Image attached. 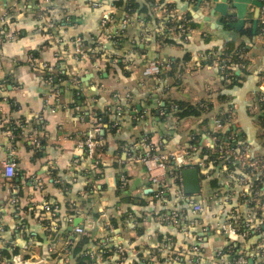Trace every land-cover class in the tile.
Returning a JSON list of instances; mask_svg holds the SVG:
<instances>
[{
	"label": "crops",
	"instance_id": "0c3cea01",
	"mask_svg": "<svg viewBox=\"0 0 264 264\" xmlns=\"http://www.w3.org/2000/svg\"><path fill=\"white\" fill-rule=\"evenodd\" d=\"M94 1L0 0L4 37L0 44V102L6 98L12 104L2 110L38 143L25 137L0 138V227L5 242L0 248L7 246L13 253L10 260L2 262L17 264L20 254L16 249L28 246V254L37 264H73L71 248L81 236L70 228L78 220L77 225L84 226L81 235L91 237L89 244L82 246L87 248L85 255L91 254L95 264L102 263L100 241L107 222L118 223L115 232L131 260L136 255L134 247L139 246L152 264H221L215 253L224 252L228 238L217 224L231 220L251 223L260 239L253 237L244 244L247 264H264V233L260 232L264 231V207L241 203L239 197L242 190L249 195L256 186L264 194V167L242 190L227 186L225 170L218 174V185L212 187L211 174L217 177L214 170L196 168L200 193L187 196L202 212L192 213L190 204L174 197L172 187L166 199L154 198L157 187L148 182L134 146L147 138L168 152L187 146L193 137H200L198 143L203 145L217 131L215 120L221 119L226 122L223 131L229 132L231 144L245 145L264 164V110L260 103L264 38L257 35L251 43L246 42V63L235 70L236 82L220 77L214 57L228 46L239 48V43L246 41L240 31L250 27L254 31V21L264 24V3L227 0V14L222 16L213 11V0H163L161 5L173 4L195 27L175 44L160 45L143 16H130L122 27L123 8L103 0L107 5L104 10L115 22L110 35L126 30L127 40L115 49L105 38L101 58L83 66L75 58L74 39L79 37L91 46L101 32L104 13L91 7ZM136 1L143 4L146 0ZM153 18L161 20L154 14ZM144 33L150 36L142 41ZM138 44L141 51H134ZM54 54L62 60L54 64L52 83L30 60L46 62ZM151 61L162 65L158 80L144 76ZM119 62L123 69L116 65ZM62 75L66 81H60ZM73 77L78 84L71 82ZM174 102L186 103L195 113L180 119L166 114L163 106L174 110ZM89 132L99 143L92 170L88 167L92 159L76 144ZM9 160L15 163L12 178L3 176V164ZM240 170L236 165L232 171ZM44 206L53 210L46 211ZM125 213L127 219L120 223ZM171 213H177L183 222H162L161 217ZM17 230L24 233L15 234ZM195 245L201 248V255L190 263L189 250ZM170 249L182 255L180 260L167 259ZM60 257L64 261H57Z\"/></svg>",
	"mask_w": 264,
	"mask_h": 264
},
{
	"label": "built area",
	"instance_id": "2783aa9c",
	"mask_svg": "<svg viewBox=\"0 0 264 264\" xmlns=\"http://www.w3.org/2000/svg\"><path fill=\"white\" fill-rule=\"evenodd\" d=\"M264 3V0H260ZM90 5L93 9L103 10L104 16L101 20V32L95 38L92 39V43L96 46H102L103 40L110 39V29L113 27L114 18L112 14L108 10H104L106 2L103 0H95L94 2H90ZM153 13L157 18L162 20L161 26L162 29L168 31L171 35H180L181 37H186L189 28L187 26L186 17L182 13H178V10L170 5V3H165L163 5L159 4V2L154 1L153 4ZM130 15L126 12H123V17L120 21V25L125 27L129 22ZM2 22L3 18L0 19V44L4 41V37L2 36ZM145 33L142 35V41L145 40ZM74 55L75 58L80 61V63L85 66L90 63V55L85 53L83 40L79 37L74 39ZM240 56L245 59V53H240ZM62 60V57L58 54H54L49 61L46 62H36V59L32 58L30 62L33 65H37V67L46 72L48 76V81L51 82L53 77L52 73L55 71L54 64L58 61ZM111 60H115V58H111ZM124 64H128L125 60H121ZM233 69L239 70L244 67L243 63L234 64ZM162 68V65L159 62L151 61L148 63L144 70V76L147 78H151L154 80L159 79V73ZM216 69L220 75V77L226 81L229 80V73L224 74L227 67L223 60H217ZM73 84H78V80L76 77L71 79ZM264 84V79H263ZM260 103L264 110V94L260 96ZM12 106L11 103L6 98H3L0 102V138L7 137L10 140H15L16 135L14 133L15 130L20 129V137H25L30 140V142L38 145L37 141L31 137L30 135L24 134L21 130V126L18 124H14L9 117L3 112L2 108ZM215 129L216 133H222L223 128L226 125V122L221 119L215 120ZM209 141L203 145L198 144H188L185 147L175 149L173 151L162 152L159 145L156 142L150 141V139L143 138L140 141H137L134 146L137 147L136 151L138 153L137 160L145 169L147 180L150 184L157 187L154 198L156 199H166L167 195L171 191V187L175 191L173 194L174 197L179 201H185L192 207V213L202 212V207L194 202L189 196L185 195L182 191V177L180 171L183 169H196V168H205L208 165L216 164L220 162H224L225 169V179L228 183L227 186L230 188L231 185H235L239 187L241 190L245 188L248 183V179L253 177L254 175L260 173L263 169L264 164L260 157L254 155L245 145L233 146L231 144L230 138L224 141H218L216 137L211 134L208 137ZM228 141V142H227ZM77 147L83 149L87 154L89 159H92V162L88 164V167L92 170L95 168L94 164V154L99 148V143L95 140V138L89 133L83 135L76 142ZM135 151V152H136ZM207 153L216 155L215 158L207 159ZM208 160V161H207ZM239 166L241 170L239 173H234L233 167ZM15 163L13 160H9L3 164V176L6 178H12L14 173ZM38 180L34 181L35 187L39 188L40 184ZM260 186H256L253 192H250L249 195L245 193L243 190L240 193V201L241 203H248L257 205V203L264 207V194L259 190ZM46 211H52L51 207L44 206ZM56 208H54L55 210ZM232 216V215H231ZM234 219V217H233ZM162 222L164 223H182L183 219L179 217L177 213H171L169 216H162ZM219 231L226 235L228 238V244L231 242H240L243 247L244 244L247 243L248 233L251 230V223L244 221L240 224H235L233 221L229 220L226 222H222L217 224ZM184 228V227H183ZM103 238H101L100 244L102 247L110 245L112 246L113 253L108 258L109 261H112L111 264H126L128 249L124 244V241L119 237V235L115 232V229L112 225V222H107L103 227ZM74 232L78 235L84 233V226H76L74 228ZM185 232V231H183ZM2 227H0V245H4L5 242L2 240ZM187 234V232H185ZM230 237H234V239H230ZM261 243H264V237ZM261 247V246H260ZM259 247V248H260ZM13 248L14 245H13ZM19 253V261L17 264H37L38 261L32 259V256L28 254L29 247L24 246L22 249H16ZM232 246L227 245L224 252L217 251L215 253L216 258H221V264H247V254L244 248H241L237 253H235L234 257L227 260L225 257V253L231 254ZM252 250V248H251ZM252 251H255L253 249ZM102 253V252H101ZM168 260L169 261H178L182 257L179 253L170 249L168 251ZM189 262L192 261L197 262L201 255V248L199 245H195L190 247L189 250ZM24 255V256H23ZM91 255V254H90ZM224 255V258L222 256ZM92 256V255H91ZM57 261L62 262L64 258L60 257ZM56 261V262H57ZM0 264H9L2 262L0 258ZM10 264H14L13 262Z\"/></svg>",
	"mask_w": 264,
	"mask_h": 264
},
{
	"label": "trees",
	"instance_id": "16d2710c",
	"mask_svg": "<svg viewBox=\"0 0 264 264\" xmlns=\"http://www.w3.org/2000/svg\"><path fill=\"white\" fill-rule=\"evenodd\" d=\"M163 2H164L163 0H159V4H162ZM111 3L117 9L123 8V12H125V13L127 12L131 17L138 16V15L143 16V19H144L143 21H145V24L149 23V27H151V29L153 30V32H151V34H153L152 38L155 39L160 45L175 44V42H174L175 40L183 38L180 35H174L175 33H173V35H171L170 33H168L167 30H165L164 28L162 29V26H161L162 20H158V22H157V20L155 18H153V14H154L153 13V0H146L145 3H143V4H139L136 0H111ZM170 5L172 7H175L173 4H170ZM185 15H186V18L189 19V16L187 17V14H185ZM187 26L190 30L195 27V25L190 20L187 21ZM125 33H126V30H124L122 33L120 31H117V32L111 34L110 40H111V42H113V44H114L113 46L115 47V49H120L123 47L124 43L127 40L126 37L124 36ZM239 35H240V37H244L246 39V41H242L241 43H239V46H238L239 48L231 49L228 46L226 48L221 49L219 51V54L214 56L216 62H217V60H220V59L224 61L225 66L227 67L224 74H227V73L230 74L228 79H229V82L231 81V83L236 82L238 80V76L235 75V69H233L232 66L234 64H237V63H243L245 65L246 61H245V59H243L240 56V53L241 52L243 53V51H245V48L247 47V45H246L247 41L249 43H251L253 38L257 35H261L264 38V24L257 22L254 31L250 27L248 29L240 31ZM144 36L147 39H149L150 35L146 33V35H144ZM88 44H89V42L83 41L85 53L90 55V64H92L94 61L96 62V59L101 58L102 53L100 51L106 50V48L103 47V45L102 46H100V45L96 46L94 44H91V46H89ZM96 48H97V50H96ZM134 51H141L139 44L134 47ZM116 65L118 67H120L121 69H123V67H124V66L122 67V64L120 62L117 63ZM167 76L171 77V75H167ZM58 78L60 79V81H66V79H67V77L65 75L59 76ZM58 78H56V79H58ZM51 81H52V83H54V77L52 78ZM78 99H80V98H78ZM173 105L175 107L174 110L170 109L169 107H166V106H163V109L165 110L166 114H172L173 116H175L178 119L187 117V116L195 113V110L191 111L190 108L187 107L188 105L186 103H182V102H176L175 103L174 102ZM14 133L16 135V138H15V140H16L17 138L20 137V135H19L20 129L15 130ZM228 134H229L228 131H223L222 133H213V136L216 137L218 139V141H224L225 142L227 140ZM199 140H200V137H193L191 139L190 143L191 144H198ZM215 157H216V155H212V154L207 153V159H211V158H215ZM223 163L224 162H220V163L211 164V165L207 166V167H211V169L214 170V172L217 174L216 178L213 176V174H211L212 179L210 178L209 183H211L212 187L218 185L217 184L218 174L219 173L222 174L225 170L224 169L225 163L224 164ZM226 189H227V187L225 188V190ZM259 190H260V187H259ZM123 200L125 201V198ZM119 203H121V201H119ZM127 212H129V211H127ZM126 216H127V213L121 215L119 218V222L120 223L124 222L127 219ZM112 225H113L114 229H117L118 223L114 222ZM46 229H47V227H46ZM5 230H6V228H5ZM260 232L264 233V231H261V230H260ZM19 233L21 235L24 232H20L19 230H17V232H15V234H19ZM80 236H81V238H76L74 245L72 243L73 248H71L70 256L72 257L71 258L72 261H74L73 264H93L94 263V257L91 255H87V254L85 255L87 248L82 247L86 244H89L91 237L90 236L85 237L86 235H80ZM253 237L260 239V238H258V237H260L259 234L254 233L252 230H250L248 233L247 241H249V239L253 238ZM97 242H98V240H97ZM228 245L232 246V250L230 252L231 254L225 253L226 258L234 257L235 253H237L241 248H244L240 242H236V241L231 242ZM134 248L136 251L135 258L131 260L129 258V256L127 255L126 264H152V262L149 259H145V255L139 246H136ZM100 249L102 251V253L100 254V259L102 261L101 264H111L112 261H109L108 258L113 253L112 246L107 245V246L101 247ZM12 254L13 253L9 247L2 246L0 248L1 260H6V261L10 260ZM261 264H263V263H261Z\"/></svg>",
	"mask_w": 264,
	"mask_h": 264
},
{
	"label": "water",
	"instance_id": "95a60500",
	"mask_svg": "<svg viewBox=\"0 0 264 264\" xmlns=\"http://www.w3.org/2000/svg\"><path fill=\"white\" fill-rule=\"evenodd\" d=\"M214 7L213 11L218 12L222 16L227 14L228 2L227 0H213ZM238 6V5H237ZM240 12V11H238ZM239 17L240 13H239ZM256 21L253 22V28H255ZM182 177V191L185 195H198L200 193V181L199 174L197 169H183L180 171ZM78 223V220L74 222L73 227L75 228ZM234 239V237H230V239ZM39 246V244H38Z\"/></svg>",
	"mask_w": 264,
	"mask_h": 264
},
{
	"label": "rangeland",
	"instance_id": "374dc122",
	"mask_svg": "<svg viewBox=\"0 0 264 264\" xmlns=\"http://www.w3.org/2000/svg\"><path fill=\"white\" fill-rule=\"evenodd\" d=\"M251 112H255V108H252ZM256 119H259V116H257Z\"/></svg>",
	"mask_w": 264,
	"mask_h": 264
}]
</instances>
